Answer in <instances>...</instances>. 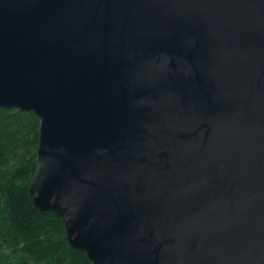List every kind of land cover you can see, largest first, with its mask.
<instances>
[{"label":"water","instance_id":"obj_1","mask_svg":"<svg viewBox=\"0 0 264 264\" xmlns=\"http://www.w3.org/2000/svg\"><path fill=\"white\" fill-rule=\"evenodd\" d=\"M0 109L90 264H264V0H0Z\"/></svg>","mask_w":264,"mask_h":264},{"label":"trees","instance_id":"obj_2","mask_svg":"<svg viewBox=\"0 0 264 264\" xmlns=\"http://www.w3.org/2000/svg\"><path fill=\"white\" fill-rule=\"evenodd\" d=\"M39 119L32 113L0 109V264H90L85 254L73 251L61 221L41 215L31 206L26 188L34 173ZM21 157L17 167L7 166ZM11 249L10 255L1 250Z\"/></svg>","mask_w":264,"mask_h":264},{"label":"rangeland","instance_id":"obj_3","mask_svg":"<svg viewBox=\"0 0 264 264\" xmlns=\"http://www.w3.org/2000/svg\"><path fill=\"white\" fill-rule=\"evenodd\" d=\"M27 149H28L27 155H30L31 152H33V151L36 152L37 147H36V149H34L33 146L29 145V146H27ZM20 160H21V157H13V159H11L8 163V166H7L8 170L10 171L12 168L17 167L20 163ZM1 251L3 253H5L6 255H10L11 256L10 260L13 262L14 256L11 254V249L9 247L5 246L4 248H2Z\"/></svg>","mask_w":264,"mask_h":264}]
</instances>
